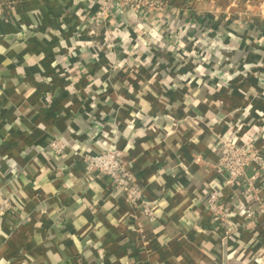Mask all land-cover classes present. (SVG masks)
I'll use <instances>...</instances> for the list:
<instances>
[{"label": "crops", "instance_id": "1", "mask_svg": "<svg viewBox=\"0 0 264 264\" xmlns=\"http://www.w3.org/2000/svg\"><path fill=\"white\" fill-rule=\"evenodd\" d=\"M1 1L0 200L17 209L0 214V264H264V0H166L141 17L112 2L102 18L105 0ZM191 10L209 37L184 35ZM221 33L230 51L206 62ZM224 139L258 148L251 185H221ZM108 149L151 215L85 170Z\"/></svg>", "mask_w": 264, "mask_h": 264}, {"label": "built area", "instance_id": "2", "mask_svg": "<svg viewBox=\"0 0 264 264\" xmlns=\"http://www.w3.org/2000/svg\"><path fill=\"white\" fill-rule=\"evenodd\" d=\"M112 2H118L121 6L129 8L134 12H148L164 5L163 0H105L103 8L96 12L95 17L102 18L104 11L109 10ZM3 8L4 4L0 0V12ZM44 99L49 102V96L46 95ZM220 143L221 148L217 165L223 174L221 185H235L241 182H244L247 186L251 185L262 163L258 148L253 143L238 144L229 139L221 140ZM53 147L56 150H60L62 145L55 142ZM84 161L87 172L96 171L106 175L110 180L112 188L121 191L127 202L133 207L140 209L146 216L152 214L148 204L142 198V186L134 173L126 167L120 151L108 149L98 151L95 154H85ZM249 168L255 169V172L247 176L246 171ZM206 205L209 211L216 217L222 219L226 217L225 213L227 211L224 203L220 200L219 191L213 189L208 192ZM16 209L15 205L8 198L0 200V214L14 213ZM246 213L249 216L251 212L246 211ZM231 225L233 228L236 227L233 223ZM133 232L138 235L140 242H144V244L148 242V232L141 222L136 223L133 227ZM129 264L135 263L129 262Z\"/></svg>", "mask_w": 264, "mask_h": 264}, {"label": "rangeland", "instance_id": "3", "mask_svg": "<svg viewBox=\"0 0 264 264\" xmlns=\"http://www.w3.org/2000/svg\"><path fill=\"white\" fill-rule=\"evenodd\" d=\"M163 1H165L166 2V0H163ZM191 2H194L195 0H190ZM116 5H118V6H120V7H124V6H121L120 5V3H118V2H116L115 3ZM128 10H130L129 8H128ZM153 10V12L154 11H156V10H159L158 8H155V9H152ZM151 10V11H152ZM131 12H133V14H138V16H146L150 11H148V13L147 12H144V11H142V12H134V11H132V10H130ZM157 12H160V11H157ZM156 12V13H157ZM156 13L154 12V14H153V16L154 15H156ZM161 13V12H160ZM159 13V14H160ZM199 15H202V17H203V14L202 13H199V12H193L192 10L191 11H187V12H185L184 13V15H182V17H183V19H177L176 21H181V22H183L181 25H186V24H188L189 26H191L190 28L191 29H185L184 30V35L186 36V35H191V38H193L194 39V37L195 38H207V37H209L208 35H209V28L207 29L206 27L205 28H202L200 25H198V26H196L195 27V21L196 20H198L197 19V17L199 16ZM160 16V15H159ZM238 17V16H237ZM224 18V17H223ZM173 19H170V21H169V24L170 25H168V26H170V28L169 29H167L166 30V34L169 36V35H172V37H173V35H175V34H177L178 32H179V29H180V23H177V25L175 26V28L172 26V24H174L175 23V19L172 21ZM187 26V25H186ZM222 36V33L221 34H219V36L217 35L216 36V40H215V42H212V43H209V42H207L205 45H203V49H201V50H199V51H197L198 52V54H202L203 55V59H207L208 58V53H215L216 54V56H219V55H221L222 54V52H224V51H226V52H229L230 51V48L229 49H227L228 47H226V46H223V44L221 43L222 42V40H220V37ZM204 41V40H203ZM207 41V40H206ZM210 60L211 59H207V61L206 62H210Z\"/></svg>", "mask_w": 264, "mask_h": 264}]
</instances>
